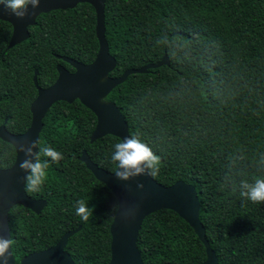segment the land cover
Here are the masks:
<instances>
[{"label": "trees", "instance_id": "trees-1", "mask_svg": "<svg viewBox=\"0 0 264 264\" xmlns=\"http://www.w3.org/2000/svg\"><path fill=\"white\" fill-rule=\"evenodd\" d=\"M96 11L89 3L42 13L29 26L30 37L8 49L13 27L0 20V126L13 133L31 124V104L58 78L57 66L74 68L59 56L84 64L99 50ZM106 38L120 77L127 69L169 65L134 73L105 98L117 104L131 134L161 157L157 182L179 180L196 187L200 219L220 264H264V203L240 195V182L264 178V0H107ZM191 43L195 58L170 56L155 45L163 35ZM179 92V95L174 93ZM97 117L76 100L56 102L48 111L39 148L51 146L64 159L51 163L34 199H46L41 213L15 205L9 212L16 263L25 255L54 246L79 226L66 251L78 264H108L111 224L118 200L80 160L83 150L100 167L114 172L113 135L91 142ZM246 160L229 170L235 150ZM255 157V160H253ZM16 159L15 147L0 138V168ZM94 207L88 221L76 215V202ZM138 247L144 264H203L206 248L178 213L161 209L143 221Z\"/></svg>", "mask_w": 264, "mask_h": 264}, {"label": "water", "instance_id": "water-1", "mask_svg": "<svg viewBox=\"0 0 264 264\" xmlns=\"http://www.w3.org/2000/svg\"><path fill=\"white\" fill-rule=\"evenodd\" d=\"M107 0H40L39 7L28 6V15L21 19L0 3V20L9 22L13 27L8 48L27 40L30 37L29 26L35 25L42 13L54 10L73 9L80 3L91 4L96 11V33L99 40V50L96 58L89 64H84L68 56H59L69 63L74 71L68 70L62 64L57 66L58 78L47 88L38 83V70L33 77L38 94L31 104L32 121L24 133L12 134L6 129V123L0 126V138L16 149V160L6 169H0V235L11 238L9 212L15 205H23L36 213H41L47 204L46 199H34L25 190L24 177L26 173L19 168V163L25 159L18 148L30 146L38 142L34 152L39 151L40 133L43 121L50 108L58 101L73 103L81 101L97 117V124L91 135V142L113 135L123 139L130 135L128 123L113 101L105 98L118 85L126 81L134 73H146L150 68L169 65L167 55L159 63L148 64L141 68L127 69L120 77H112L110 73L116 68L117 60L110 53L106 38L105 6ZM80 160L94 176L114 193L118 207L111 224V259L108 264H144L138 247L139 232L145 218L161 209H170L187 221L203 242L207 258L203 264H220L215 250L206 236V228L200 219L201 201L194 185L179 180L171 186L157 182L147 173L122 181L117 178L116 171L110 172L96 164L83 150ZM142 185V187H141ZM126 220V222H123ZM82 226L64 233L52 247L29 253L21 258L20 264H78L66 251L71 236L80 231ZM8 264H17L12 251L9 250Z\"/></svg>", "mask_w": 264, "mask_h": 264}, {"label": "clouds", "instance_id": "clouds-1", "mask_svg": "<svg viewBox=\"0 0 264 264\" xmlns=\"http://www.w3.org/2000/svg\"><path fill=\"white\" fill-rule=\"evenodd\" d=\"M0 3L8 8L17 18H25L28 15V6L33 9L39 7L40 0H0ZM155 45L168 50L170 56H182L185 59L195 58L194 45L183 43L170 39L166 34L155 41ZM179 95V92L174 93ZM38 147V142H33L30 146L21 145L18 152H23L25 159L20 161L19 168L26 173L24 177L25 190L28 192H39L47 179V170L51 163H58L64 159L63 154L51 146H43L38 152L33 149ZM114 151L111 154V160L117 166L116 176L122 181L147 173L149 177H156L159 174L161 166V157L157 155L152 148L143 142L138 135L131 134L113 145ZM41 155L50 158L42 160ZM227 159V168L231 170L239 162L247 159L243 150L237 149L229 154ZM255 160V157H253ZM260 166H264V154L260 157ZM142 187V185H141ZM240 195L253 203H264V178H255L253 183L247 180L240 182ZM93 206L90 208L84 200L76 202V215L83 221H88L92 215ZM123 222H126L124 220ZM13 244L11 238H4L0 235V264H8L9 250Z\"/></svg>", "mask_w": 264, "mask_h": 264}, {"label": "flooded vegetation", "instance_id": "flooded-vegetation-1", "mask_svg": "<svg viewBox=\"0 0 264 264\" xmlns=\"http://www.w3.org/2000/svg\"><path fill=\"white\" fill-rule=\"evenodd\" d=\"M9 49V48H8ZM32 121V120H31ZM7 122V119L5 120V123ZM31 125V124H30ZM6 126V125H5ZM7 129V128H6ZM8 130V129H7ZM9 131V130H8ZM27 131V130H26ZM10 133H12V134H20V133H13V132H11V131H9ZM24 133V132H23ZM16 156H17V153H16ZM16 160V159H15ZM15 162V161H14ZM13 165V164H12ZM11 165V166H12ZM10 166V167H11ZM9 168V167H8ZM0 169H6V168H0Z\"/></svg>", "mask_w": 264, "mask_h": 264}]
</instances>
